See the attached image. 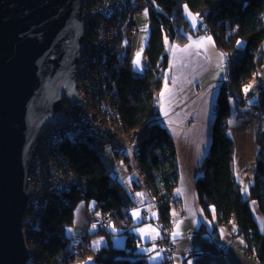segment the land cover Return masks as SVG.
I'll return each mask as SVG.
<instances>
[{
  "label": "trees",
  "instance_id": "trees-1",
  "mask_svg": "<svg viewBox=\"0 0 264 264\" xmlns=\"http://www.w3.org/2000/svg\"><path fill=\"white\" fill-rule=\"evenodd\" d=\"M137 8L146 6L151 25L144 57L150 69L135 72L122 56L111 57L107 66L109 87L114 89L118 112L126 131H146L136 156L137 172L154 198L158 199L159 220L171 227L173 191L178 182L176 149L166 129L159 122L156 99L163 86L168 66L164 42H185L187 37L209 35L216 47L231 56L229 78L233 90L221 86L216 100L217 112L212 126L211 143L195 182L199 207L205 218L226 224L234 221L250 254L264 264V235L258 232L249 201H255L264 215V129L256 132L258 152L249 198L244 199L233 172L234 145L224 123L232 105H243L244 89L264 67V0H135ZM137 5H139L137 7ZM195 17L197 26L188 20ZM264 119V89L253 106ZM60 152L78 177L68 193H53L41 214L38 225L27 232L35 242L32 264H71L76 248L65 236L81 203H95L100 213H113L106 227H97L101 236H110V227L120 230L125 249L107 246L92 253L99 264H148L147 254L137 252V240L130 232L133 222L129 210L134 204L118 182L113 159L98 148L83 143L63 141ZM217 228V225L215 226ZM159 228V227H158ZM160 229V228H159Z\"/></svg>",
  "mask_w": 264,
  "mask_h": 264
},
{
  "label": "crops",
  "instance_id": "crops-1",
  "mask_svg": "<svg viewBox=\"0 0 264 264\" xmlns=\"http://www.w3.org/2000/svg\"><path fill=\"white\" fill-rule=\"evenodd\" d=\"M196 26V23L191 24L193 29ZM164 47L168 66L163 74V86L156 105L159 122L176 145L178 182L173 191L171 209L176 254L170 261L164 262L161 255L150 248L136 250L150 255L148 264H260L254 254L249 253L236 229H232L228 235L224 234L218 226L215 227V216L211 220L204 217L195 191L199 169L211 143L214 121L212 109L216 105L220 86L226 80L225 55L218 50L209 35L189 36L183 43L165 40ZM252 84H255V90H244L242 107L236 109L232 105L231 115L225 122L228 137L234 145L233 172L244 199L249 198L258 152L254 138L256 111L253 108L257 104V97L250 100L249 97L264 89V76L251 81L246 89ZM132 168L128 170L120 166L118 169L123 170L117 173L119 184L134 204L129 212L132 222L144 224L140 220L144 212L149 222L157 224L159 215L150 193ZM249 207L258 232L264 235V215L255 201H249ZM160 237H156L153 242ZM136 240L141 244L138 238ZM82 241L89 253L91 244L85 238Z\"/></svg>",
  "mask_w": 264,
  "mask_h": 264
},
{
  "label": "water",
  "instance_id": "water-1",
  "mask_svg": "<svg viewBox=\"0 0 264 264\" xmlns=\"http://www.w3.org/2000/svg\"><path fill=\"white\" fill-rule=\"evenodd\" d=\"M85 30L80 0H0V264L28 262L31 164L41 129L67 124L60 102L81 103L75 76Z\"/></svg>",
  "mask_w": 264,
  "mask_h": 264
},
{
  "label": "built area",
  "instance_id": "built-area-1",
  "mask_svg": "<svg viewBox=\"0 0 264 264\" xmlns=\"http://www.w3.org/2000/svg\"><path fill=\"white\" fill-rule=\"evenodd\" d=\"M128 1L129 0L94 1L96 2L94 6L96 10H92L91 13H94L96 22L98 21L97 26L96 23L94 25L89 24L84 15V10L82 9L87 28L94 31L88 35L91 38V42L94 41L93 39H96L94 38L96 37V31H101L98 40H100L101 45L104 46V48L101 52L98 51L96 54H91V50L87 51L85 49L87 46L84 44V47L79 53V63L75 76V91L81 102L78 105L80 112L75 111V113H71L73 106L71 104L67 105L68 107L65 106V103L69 101H61V115L63 116V119H67V124L64 126H57L56 124L49 125L48 123L40 131L37 155L32 161L31 174L29 177L33 196L27 207V218L23 220V234L26 245H28L29 242H32L28 239L27 232L30 228L37 227L38 214L49 202L50 195L53 193H68L78 183L77 175L61 155L60 145L63 141L83 143L90 148L95 147L101 151L112 149L121 156L126 155V151L124 149L125 147H121L119 140H117L119 135L118 131H114V129H112V122L109 121V126L104 127L106 126L104 124V120L110 118L111 120H114L113 122L115 128L126 131L118 112L116 98L114 97V89L110 88L105 82L107 79L108 51L110 49V45H113V38L118 36L116 27L123 17V14L128 12ZM80 3L83 8L85 0H81ZM100 19L102 22H100ZM113 20H118L114 22L116 27L110 24L111 21L113 23ZM133 32L135 33L137 31L133 30ZM105 45L107 46L105 47ZM93 47H95V45H93ZM84 56L86 57V60H83ZM101 56H103V61L99 65L100 68H98V70L93 69V64L95 65L98 63ZM84 79L95 83V90L91 91V95H96L95 99L98 102V104L96 103L98 105L96 109L95 106L90 107L84 103L85 95L80 87V83L83 82ZM229 92L231 91H228L227 93ZM85 105L88 108V111L84 109L86 108ZM98 109L100 112H98ZM145 135L146 131L139 133L133 132L132 136L127 137V139L136 138L138 141L137 145L134 146V152L139 150L141 140ZM128 148L130 149L131 147ZM119 167V164H117V166L115 164V168ZM157 200L153 201L156 210L159 205V201ZM112 216L113 213L110 211L106 213H97L95 211L90 215V226L106 227L112 221ZM140 220L143 223L149 222L147 213L142 212ZM157 224L161 232L160 239L150 245L137 244V249L150 248L152 251L159 253L164 262H167L170 261L176 254V246L172 238L173 229L172 227L161 223L159 217ZM223 225L224 226L221 225L220 230L224 234L228 235L232 232V229H236L238 231L236 225L234 226V221ZM83 252L84 248L80 247L77 252V257H80Z\"/></svg>",
  "mask_w": 264,
  "mask_h": 264
},
{
  "label": "rangeland",
  "instance_id": "rangeland-1",
  "mask_svg": "<svg viewBox=\"0 0 264 264\" xmlns=\"http://www.w3.org/2000/svg\"><path fill=\"white\" fill-rule=\"evenodd\" d=\"M94 1H96V0H85V5H83V8L81 6V9L84 10V15L87 18L86 20L89 22V24L94 25L96 23V26H97L98 21L96 22L94 13H91L92 10H96V8H94L96 2H94ZM80 2H81V0H80ZM134 5H136L135 0H129L128 1V4H127L128 12L126 14L125 13L123 14V17L121 18L117 27L115 26L114 22L118 21V20H113V23H112V21L110 23L112 26L116 27V29L118 31V36L116 38H113V42H112L113 45L112 44L110 45V49L108 51L107 64H108V61L111 57H113L115 59H119V56L120 57L125 56L130 61L131 67L135 72L143 73L144 72L143 61H146V59L144 57V52H145V49L147 47V42H148V39L150 36L151 25H150V21H149V14H148L147 7L141 6V8H137V10L135 12H132L131 7L132 6L134 7ZM138 6L139 5H137V7ZM82 15H83V13H82ZM192 17H191V19H188L190 21V23L192 22V24H195V23L197 24L195 18H192ZM100 22H102L101 19H100ZM103 25H105V24H103ZM133 30L134 31L136 30L137 32L134 33ZM92 32H94V31H92V29L89 30L86 26L83 47L85 44L87 47H89V48L85 47V49L87 51L91 50L90 51L91 54H96L98 51L101 52V50H103L104 46H102L100 40H98L100 37L101 31H96L97 32L96 37H94L96 39H93L94 40L93 42H91V40H90L91 38H90V36H88ZM92 44L95 45L96 48L93 47ZM106 46L107 45H105V47ZM138 53H139V56H137ZM224 55H225V66H226V80L222 83L221 86H224L225 92H228V91L232 92L233 87H232V84L230 82V78H229L230 74H229V70H228V68H229L228 64L230 63L231 56L228 54H224ZM102 58H103V56L100 57V61L98 63H96L95 65L93 64V67H92L93 69L98 70V68H100L99 65L103 61ZM83 60H86L85 56H84ZM76 72H77V69H76ZM261 75L264 76V67L262 68V70H260L256 74V76L253 78V80L258 78ZM105 83L107 85H109L108 79H106ZM94 85H95V83L87 81L86 79H84L83 82L80 83L81 90H82V92H84V95H85L84 103L90 107L95 106V109H96V107H98V105H97L98 102L95 99L96 95H91V91L95 90ZM254 85L255 84H252L247 89V92L254 91L255 90V88H253ZM221 86H220V88H221ZM244 90H246V88ZM257 95H258V92L255 95L254 94L250 95L249 100L254 98V97H257ZM69 103H70V101L66 102L65 106L68 107L67 105H70ZM78 105L73 106L71 113H73V112L75 113V111L80 112V108H78ZM86 105H85V107H86ZM84 109L86 111H88L87 107ZM98 112H100L99 109H98ZM212 112L214 113V116H215V113L217 112V105H215L213 107ZM108 121L112 122V129H114V131L115 130L118 131L119 135H118L117 140H119L121 147H125L124 149L126 151L125 152L126 155L121 156V155L117 154L112 149L106 150L103 152L109 154V156L113 159L114 164H116V166H117V164H119L121 167L126 168L128 170H131V166H133L132 169H134L137 172V167H136L135 161H136V156H137L136 152H138V151L136 150L134 152V146H136L138 143L137 139L136 138L127 139V137L132 136L133 132L125 131V130L123 131L122 129L115 128L114 122H113L114 120H111L110 118L109 119L107 118V120L106 119L104 120V124L106 125L104 127L109 126ZM224 125L226 128V123H224ZM255 125H256V128H255L256 132L264 129V119L259 117L257 114H256ZM251 131H252V129H251ZM139 132H143V130L136 131V133H139ZM139 138H138V140H139ZM254 138L256 140V133L254 134ZM174 146L176 149L175 143H174ZM128 147H131V148L129 149ZM116 169H118V168H116ZM122 170L123 169H118V170H116V172L119 173ZM138 175L140 178H142V181L144 182L143 177L139 173H138ZM144 185H145V183H144ZM145 187H146V185H145ZM146 189H147V187H146ZM32 194H33V192H32ZM150 196H151L152 201L157 200L152 195H150ZM173 202H174V199H173ZM95 211L97 213H99V210H97L95 208V203L91 202L88 205H86L85 203L79 204L74 211V220H73L72 225L67 227L65 230V236L70 240L71 245L76 248L75 255H74L75 257H77V252L80 249V247L84 248L83 254L80 257L75 258V260L71 264H99V263L94 261V256L92 253L97 252L98 249L101 247L107 246L109 240L111 242L112 247H114L116 249H122V250L125 249L126 236H124L120 230H117L113 227H110L109 230L111 232V235L110 236H101V235H98L96 233L98 231L97 227L90 226V222H91L90 215ZM41 212H42V210L40 211V213L38 215H40ZM88 216H89V218L87 219ZM25 218H27L26 215H25L24 219ZM221 225L224 226L223 224L217 222L218 228H220ZM130 232L132 234H134L136 236V238H138L141 241V244H144V245H150L156 237H159V235H161L160 229L157 227V224H155L153 222L144 223V224H140V225L133 224V227L131 228ZM83 238L87 239V241H89V243L91 244V246L89 248V253H87L88 249H87L85 242L82 241ZM25 245H26V242H25ZM26 247H27L28 253H29V259H28L27 264H30L33 262V258L35 256V252H34L35 242H33V241L29 242L28 245H26ZM147 258H150V255H148Z\"/></svg>",
  "mask_w": 264,
  "mask_h": 264
},
{
  "label": "snow or ice",
  "instance_id": "snow-or-ice-1",
  "mask_svg": "<svg viewBox=\"0 0 264 264\" xmlns=\"http://www.w3.org/2000/svg\"><path fill=\"white\" fill-rule=\"evenodd\" d=\"M137 56H139V53L137 54ZM247 91V89L245 90ZM137 195H141L140 193H137ZM133 215H135V213H133ZM70 231V230H69ZM143 231V230H142Z\"/></svg>",
  "mask_w": 264,
  "mask_h": 264
}]
</instances>
